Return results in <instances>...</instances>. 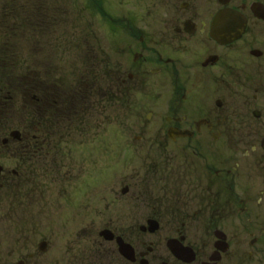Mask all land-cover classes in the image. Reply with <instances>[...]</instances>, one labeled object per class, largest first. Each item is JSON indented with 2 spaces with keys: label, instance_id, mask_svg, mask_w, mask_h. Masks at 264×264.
Here are the masks:
<instances>
[{
  "label": "flooded vegetation",
  "instance_id": "1",
  "mask_svg": "<svg viewBox=\"0 0 264 264\" xmlns=\"http://www.w3.org/2000/svg\"><path fill=\"white\" fill-rule=\"evenodd\" d=\"M0 264H264V0H0Z\"/></svg>",
  "mask_w": 264,
  "mask_h": 264
},
{
  "label": "rangeland",
  "instance_id": "2",
  "mask_svg": "<svg viewBox=\"0 0 264 264\" xmlns=\"http://www.w3.org/2000/svg\"><path fill=\"white\" fill-rule=\"evenodd\" d=\"M120 9V8H119Z\"/></svg>",
  "mask_w": 264,
  "mask_h": 264
}]
</instances>
